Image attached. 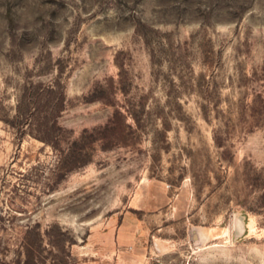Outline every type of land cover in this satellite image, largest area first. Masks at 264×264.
Here are the masks:
<instances>
[{
  "label": "rangeland",
  "instance_id": "374dc122",
  "mask_svg": "<svg viewBox=\"0 0 264 264\" xmlns=\"http://www.w3.org/2000/svg\"><path fill=\"white\" fill-rule=\"evenodd\" d=\"M187 257L264 264V0H0V264Z\"/></svg>",
  "mask_w": 264,
  "mask_h": 264
},
{
  "label": "built area",
  "instance_id": "2783aa9c",
  "mask_svg": "<svg viewBox=\"0 0 264 264\" xmlns=\"http://www.w3.org/2000/svg\"><path fill=\"white\" fill-rule=\"evenodd\" d=\"M160 264H200L196 259L187 257L180 261H162Z\"/></svg>",
  "mask_w": 264,
  "mask_h": 264
},
{
  "label": "water",
  "instance_id": "95a60500",
  "mask_svg": "<svg viewBox=\"0 0 264 264\" xmlns=\"http://www.w3.org/2000/svg\"><path fill=\"white\" fill-rule=\"evenodd\" d=\"M235 223H236V222H235ZM235 228H236V227H235V224H234V230H235Z\"/></svg>",
  "mask_w": 264,
  "mask_h": 264
}]
</instances>
